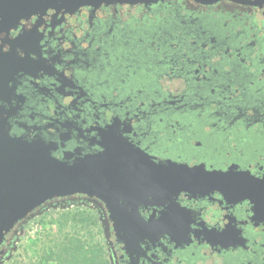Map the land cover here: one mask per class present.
<instances>
[{
    "label": "flooded vegetation",
    "instance_id": "flooded-vegetation-1",
    "mask_svg": "<svg viewBox=\"0 0 264 264\" xmlns=\"http://www.w3.org/2000/svg\"><path fill=\"white\" fill-rule=\"evenodd\" d=\"M0 120L55 157L98 150L111 125L155 162L262 178L264 0L100 2L0 22ZM72 198L96 205L110 264H264V205L236 194L141 200L143 221L118 240L97 199L40 207Z\"/></svg>",
    "mask_w": 264,
    "mask_h": 264
},
{
    "label": "water",
    "instance_id": "water-1",
    "mask_svg": "<svg viewBox=\"0 0 264 264\" xmlns=\"http://www.w3.org/2000/svg\"><path fill=\"white\" fill-rule=\"evenodd\" d=\"M136 1L0 0V22L10 23L48 8ZM99 146L98 150L75 148L55 157L51 142L29 132L13 131L0 120V258L3 242L18 223L47 202L73 194L104 203L115 240L143 221L137 213L141 200L161 206L160 199L172 201L180 192L200 196L217 189L226 197L236 194V199L264 205V175L253 178L232 168L227 175L222 170L209 175L205 172L210 169L204 165L155 162L111 125L103 131Z\"/></svg>",
    "mask_w": 264,
    "mask_h": 264
},
{
    "label": "rangeland",
    "instance_id": "rangeland-1",
    "mask_svg": "<svg viewBox=\"0 0 264 264\" xmlns=\"http://www.w3.org/2000/svg\"><path fill=\"white\" fill-rule=\"evenodd\" d=\"M94 206L72 198L36 209L13 232L0 264H110L103 221Z\"/></svg>",
    "mask_w": 264,
    "mask_h": 264
},
{
    "label": "snow or ice",
    "instance_id": "snow-or-ice-1",
    "mask_svg": "<svg viewBox=\"0 0 264 264\" xmlns=\"http://www.w3.org/2000/svg\"><path fill=\"white\" fill-rule=\"evenodd\" d=\"M2 51H3V53H5V49L3 48L2 49ZM22 51V50H21ZM24 55H25V53H24ZM19 56V55H18ZM35 59V57H32V60H34ZM10 87H11V85H10ZM16 95L17 96H19L18 95V93H17V88H16ZM13 104H15V101H13ZM5 107H7V105H5ZM10 135L12 136V137H14L13 136V133L11 132L10 133ZM101 149L103 150V152H105V148H103V147H101ZM155 165V164H154ZM194 170V169H193ZM205 172V171H204ZM206 174H209V175H212V174H215V173H221L219 170H209L208 172H205ZM223 174H225V175H227V174H229V170L228 169H224V171H223ZM179 191V190H178ZM212 191H218V192H221L220 190H217V189H213ZM222 193V192H221ZM224 194V193H223ZM224 197H225V195H224Z\"/></svg>",
    "mask_w": 264,
    "mask_h": 264
},
{
    "label": "trees",
    "instance_id": "trees-1",
    "mask_svg": "<svg viewBox=\"0 0 264 264\" xmlns=\"http://www.w3.org/2000/svg\"><path fill=\"white\" fill-rule=\"evenodd\" d=\"M57 248H59L61 252H64V251H65L64 249H62V247H61V246H60V247H59V246H57ZM79 256H80V254H78V253H77V254H75V257H79ZM84 258H85V261H88V259H87L85 256H84Z\"/></svg>",
    "mask_w": 264,
    "mask_h": 264
}]
</instances>
